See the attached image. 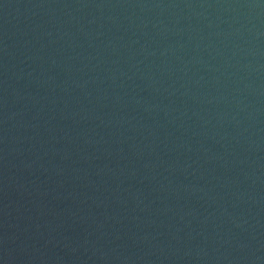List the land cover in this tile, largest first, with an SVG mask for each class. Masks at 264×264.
<instances>
[{"label": "water", "instance_id": "obj_1", "mask_svg": "<svg viewBox=\"0 0 264 264\" xmlns=\"http://www.w3.org/2000/svg\"><path fill=\"white\" fill-rule=\"evenodd\" d=\"M0 264H264V0H0Z\"/></svg>", "mask_w": 264, "mask_h": 264}]
</instances>
